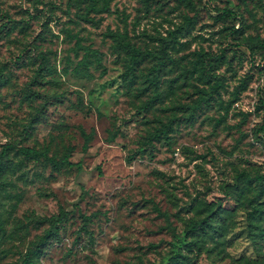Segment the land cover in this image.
<instances>
[{"label": "rangeland", "instance_id": "1", "mask_svg": "<svg viewBox=\"0 0 264 264\" xmlns=\"http://www.w3.org/2000/svg\"><path fill=\"white\" fill-rule=\"evenodd\" d=\"M105 1L110 12L87 0H0V154L13 145L0 170V264L24 263L61 208L68 219L34 264H264V221L256 241L248 221L259 182L235 187L238 172L264 174V0ZM225 6L243 22L217 19ZM172 31L173 62L157 72L152 101L142 90L156 61L128 85L116 35L159 53ZM68 32L101 62L82 63ZM82 130L94 131L87 150ZM19 147L70 152L74 165L54 171ZM213 201L224 209L220 233L188 232Z\"/></svg>", "mask_w": 264, "mask_h": 264}, {"label": "trees", "instance_id": "2", "mask_svg": "<svg viewBox=\"0 0 264 264\" xmlns=\"http://www.w3.org/2000/svg\"><path fill=\"white\" fill-rule=\"evenodd\" d=\"M90 2L89 11H94L97 13H104V12H110V4L109 1H105L102 6H98L99 0H87ZM183 1V0H182ZM149 0H145V4H149ZM230 15H234L237 17L240 21V23L243 22V17L238 16V13L236 10L231 6H225L224 8L219 9L217 11L216 17L217 19H225ZM187 26H190L194 23V18H187ZM238 32V30H237ZM70 37H76V49L83 50L85 52L84 58L82 59V63L87 64L89 61V56L93 55L95 59L98 62H101L102 60V54L98 50L92 49L88 46H84L81 44V39L77 36L72 35L70 32L67 33ZM178 32L172 31L170 33V39L165 40L164 46L161 48L159 53H156L152 50H142L140 48H137L132 44V42L128 39L127 34H117L116 35V48L118 50H124L127 54L126 58V71H125V77L126 82L128 85H132L137 80V74L136 69L141 65V63L145 59H152L156 61L155 65L152 66L148 72L147 75L144 76L145 81L148 83L147 86H145L142 90V92L146 91L149 88L153 89V97L152 101H156L160 98L161 93L159 91V77L157 76V72L162 69L163 66H166L168 61L173 62L171 54L169 52V47L172 46V42H174L177 39ZM253 48V47H252ZM40 56L42 57V63L45 64L47 60V53L46 52H40ZM221 56L220 58H222ZM208 64L210 65V69L214 67V64L212 61H209ZM43 67V66H42ZM90 75V74H87ZM150 104L144 103L142 108L144 110L149 109ZM171 120L170 122L163 124L160 129H158L154 134L150 135V140L153 139H160L163 135L168 134L169 129H171ZM259 131L264 132V123L259 128ZM82 135L85 139L84 142V150H87L90 142L93 139L94 131L87 133L86 131L82 130ZM114 134L111 136V140L114 139ZM13 147V145L6 144L3 148V152L0 154V170L2 171L4 169V163L2 160L3 154L10 148ZM19 152L24 156L25 159H40L43 157L45 161L51 165L52 169L54 171H59L63 167H71L74 164L70 160L71 153L67 152L62 158L55 159L47 154L46 151L36 150L35 148L30 147H19ZM0 171V174H1ZM99 173L101 174V166L99 167ZM258 181V187L256 188V192L254 196L247 200L248 205L251 207V211L248 214V221H249V228H250V235L253 237V239L256 241L260 236H263L262 232V222L264 221V202L262 199L264 198V174L251 176L248 172L242 171L238 172L236 176V182L235 187L240 189H245L248 187L252 182ZM225 193H228L225 191ZM206 211L208 214L203 217L199 221H191L188 224V232L192 233L193 235L197 234H204V235H214L220 233V229L222 228V224H220V221H224V209L221 204V202L213 201L211 204L206 206ZM69 213L66 212L63 208H61L60 213L56 216H54L51 219H47L45 221H48L51 223L50 228L48 232L43 235L40 240L37 243H34L27 253L25 254V261L22 264L33 263V255L36 253L37 248L39 245L44 244L45 241L51 239L53 236L58 234L59 226L63 224L68 219ZM89 219H86L88 221ZM3 222L0 220V228L2 227ZM86 229V226H84ZM200 249V247H199ZM171 264V262H170ZM173 264H183L178 259L174 260Z\"/></svg>", "mask_w": 264, "mask_h": 264}]
</instances>
